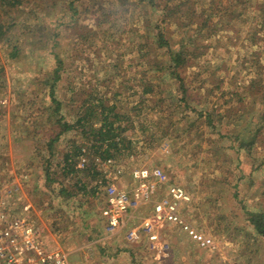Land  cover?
Returning <instances> with one entry per match:
<instances>
[{"label":"rangeland","instance_id":"rangeland-1","mask_svg":"<svg viewBox=\"0 0 264 264\" xmlns=\"http://www.w3.org/2000/svg\"><path fill=\"white\" fill-rule=\"evenodd\" d=\"M26 1L21 10L12 13L11 21L16 25L5 27L9 29L6 38L0 37V78L5 82V87L0 86V211L17 216L23 205L30 204L33 209L29 216L42 231L45 248L66 253L69 264H264V239L256 235L248 222L250 212L264 210V142L254 147L238 148L229 138L219 137L218 131L212 132L211 128L198 124L185 132L171 130L165 137H162L160 129L151 137L147 130L142 132L139 129L141 123H149L151 118L154 120L153 112L143 116L141 105H135V95L131 90L116 97L113 95L114 87H122L120 80L127 75L135 79L134 45L126 41L125 29L129 25L135 30L130 16L137 8L132 0L126 5L114 0H78L80 2L77 1L75 7L85 12L77 25L62 1L52 11L39 5L35 16L37 6ZM96 2L103 4L104 11L112 9V13L106 22L97 24L96 36L87 35L86 30L94 23L89 12L95 8ZM255 7L253 4L245 10L247 17L244 21L214 19V23L221 25L214 35L206 37L203 33L202 37H197L198 45L193 55L201 56L193 71L205 70L208 86L220 83L223 89L229 90L231 87L227 82L230 80L233 84L245 81L240 58L246 48L236 34L240 31L242 37L250 28ZM99 18L96 15L95 20ZM2 20L5 26L10 22L9 19ZM175 20L177 17H171L169 21ZM108 21L114 22L116 32L112 36L110 32L113 29L109 31ZM28 22L33 25L45 23V34L55 36L59 42V56L64 59L63 67L66 73H71L68 81L74 76L86 82L82 89L84 93L80 92L75 99L78 103L88 98L90 89L96 88L99 89L98 96L104 97L107 104L114 103L120 115L134 116V119L130 118L134 127L129 128L124 136L138 141L137 146L116 159V164L125 166L126 173L119 178L112 174L111 179L118 186H126L130 183L128 173L133 167H160L168 175L170 183L180 185L188 192L190 202L184 206L183 216L194 229L211 238L215 248H203L181 229L169 228L163 233L170 245L169 252L166 257L155 259L146 250L144 240L131 248L123 232L103 238V220L99 214L102 193L100 190L98 196L95 192L91 194L94 183L102 176L96 179L89 175L81 176L82 181L87 182L85 197L77 193L66 198L60 194L61 187L70 186L77 179L75 177L63 178L59 174L57 179L61 184L56 181L51 186L47 185L43 163L47 153L41 150H44L45 139L52 135L51 129L43 127L45 119L42 117L37 129L40 133L34 132L29 107L33 104L31 100L35 101V106L42 102L50 106L48 98L40 97L43 92L40 93L38 88L39 82L52 72L56 63L46 50L33 51L34 47L27 44L32 36L26 29ZM167 24L166 30L168 26L170 28L167 36L172 44H177L186 30L182 29L179 35H175L171 33L170 22ZM194 30L192 27L189 33L193 34ZM83 32L87 36L85 39L81 38ZM9 35L13 36L11 41L7 40ZM40 35L35 33V36ZM113 38L122 41L118 43ZM11 42L26 46L27 51L21 59L14 61L5 57ZM116 71L121 72V78H115ZM222 77L223 81H220ZM193 80L199 81L200 78ZM56 88V96L63 105L60 112L67 121L74 120L75 114L70 115L67 108L72 104L66 94L69 88L67 79H62ZM198 96L195 92L192 98L195 103L201 100ZM173 114L177 116V113ZM219 130L226 132L224 126H219ZM78 132L80 129L65 132L55 143L51 170L59 169L61 164H56L63 158L67 140L73 137L80 139L81 133ZM155 137L158 140L149 144ZM72 190L78 191L76 188ZM143 211L140 210L136 217Z\"/></svg>","mask_w":264,"mask_h":264},{"label":"trees","instance_id":"trees-1","mask_svg":"<svg viewBox=\"0 0 264 264\" xmlns=\"http://www.w3.org/2000/svg\"><path fill=\"white\" fill-rule=\"evenodd\" d=\"M60 1L66 3L64 6L71 11L73 22L75 21L77 25L79 18L85 12L84 9L78 10L79 8L75 7L78 0H27L26 2H32L37 6L34 11L35 16L39 11V5H42L45 10L51 9L52 11ZM129 1L131 0H114L115 3L120 2L124 5ZM132 1L137 10H131L133 20L130 13L129 16L135 30L133 31L129 25H126L125 29L128 36L126 41L134 45L133 73L135 79L132 80L130 75L124 74L127 76L124 80H120L123 88L115 89L114 87L113 95L116 97L131 90L135 95V105H141V114L147 117V114L150 115V112H153L154 120L148 117L149 123H141L139 129L142 132L147 130L149 137L154 136L160 129L162 137H165L171 130L185 132L189 129L192 130L191 128L198 124L211 128L212 132L218 131L219 137L229 138L231 142L237 144L238 148L254 147L259 142H264V0ZM24 2L25 0H0V37L6 38V31L9 29H5V27L10 28L16 25L11 21L12 13L21 10L24 7ZM98 2H96L95 8L89 12L93 15L94 23H92V28L87 25L90 28L86 30L87 35L96 36L97 24L101 25L106 22L109 13H112V9L104 11L103 4ZM253 4H256V7L252 13V25L245 31L244 36L241 37L240 31H237L236 34L238 39L241 38L242 44L246 48L240 58L245 81L233 84L230 80L227 82L231 87L229 90L223 89L220 83L208 86L205 70L193 71L201 56L200 54L193 55V51L198 45L197 37H202L203 33L207 35L206 37L214 35L215 30L221 27L217 22H213L214 19H222L227 22L244 21L247 17L245 10ZM183 14L185 18H181ZM96 15L100 16L98 20H95ZM171 17H177V20L169 21ZM2 19L10 20L7 26ZM168 22L172 26V34L179 35L182 29L186 30L177 44H172L170 37L167 36L169 26L166 30L165 24ZM44 24L33 25L28 22L26 25L27 31L32 34L27 44L34 47L33 51L46 50L53 55V61L56 63L52 72L47 73L43 81L39 82L40 87L38 88L40 93L43 92L39 94L40 97L48 98L50 106L43 102L35 106V101L31 100L33 104L29 107V111L33 115V121L31 120L34 124L33 131H37L42 117L45 119L43 127L51 129L52 135L45 139L44 150H41V152L47 153L43 162L47 185L51 186L54 182H58L59 174L63 178L75 177L77 179L70 185L73 188L68 186L71 190L62 186L59 192L66 198L75 196L77 193L81 197H85L87 182L82 181L83 177L81 176L89 175L91 179L101 176L95 158H111L116 161L117 158L137 146L138 141L134 142L124 136L129 128L134 127L133 120L130 119H134V116L126 113L120 115L114 103L107 104L104 97L98 96L99 89L96 88L90 89L87 94L88 98L82 99L81 103L75 100L80 92L84 93L82 89L86 82L81 77L75 78L74 76L71 77V81H68L71 73H66V69L63 67L64 59L59 56L57 47L59 42L55 36L45 34ZM108 27L109 31L111 28L113 29L110 35H114L116 32L114 22H109ZM192 27L195 30L193 34H190ZM35 33L41 35L35 36ZM12 37L11 35L7 36V40L11 41ZM81 38H87L84 32ZM113 40L118 43L122 41V39L116 38ZM134 40H136L135 44H133ZM8 47L10 49L5 57L14 61L21 59L27 51L26 46L22 43L18 45L16 42H11ZM129 58L131 59V57ZM116 69L118 70V68ZM114 76L115 78L122 77L121 72L118 71ZM196 77H199L200 80L194 81L193 78ZM64 78L67 79L69 85L66 90L68 100L72 101V104L67 108H69L70 115L75 114V119L71 121H67L60 112L63 105L56 96V87ZM220 81H223V77ZM206 85L207 87H205ZM0 86L5 87L3 78H0ZM35 86L32 89H35ZM195 92L199 95L200 102L195 103V100L192 99ZM201 96L203 97L201 98ZM112 99L114 98L112 97ZM70 111H74V113H70ZM173 113H177V116ZM219 126H224L226 132H221ZM150 127H152L151 130ZM79 129L78 133H81V138L73 137L67 140L66 149L62 152L63 158L56 164L57 166L61 164V166L57 171L51 170L52 158L55 155V143L65 132L70 130L77 132ZM157 140L158 137H155L149 144ZM82 150L87 161L86 166L79 169L76 168V160ZM58 183L61 184L60 181ZM96 186L98 185L95 184L92 188V195ZM74 188L78 191H73ZM248 217V222L256 235L264 239V210L250 212Z\"/></svg>","mask_w":264,"mask_h":264},{"label":"built area","instance_id":"built-area-1","mask_svg":"<svg viewBox=\"0 0 264 264\" xmlns=\"http://www.w3.org/2000/svg\"><path fill=\"white\" fill-rule=\"evenodd\" d=\"M86 161L82 150L76 168H84ZM95 162L102 176L94 184L98 185L95 195L101 190L103 197L99 209L103 238L123 232L128 244L139 245L144 240L146 250L155 259H161L167 256L170 246L163 233L169 228H179L199 246L215 248L212 239L194 229L183 216L190 195L182 186L170 183L163 169L135 166L128 173L130 183L118 186L111 175L121 177L126 173L125 166L111 158H95ZM32 209L25 204L17 216L0 211V264H69L66 253L45 248L42 231L29 216ZM142 209L145 211L136 217Z\"/></svg>","mask_w":264,"mask_h":264},{"label":"crops","instance_id":"crops-1","mask_svg":"<svg viewBox=\"0 0 264 264\" xmlns=\"http://www.w3.org/2000/svg\"><path fill=\"white\" fill-rule=\"evenodd\" d=\"M116 236V235H115ZM114 237V236H113ZM127 242V241H126ZM128 245H130V244H128ZM131 246V248L133 247V246H137V245H130Z\"/></svg>","mask_w":264,"mask_h":264}]
</instances>
